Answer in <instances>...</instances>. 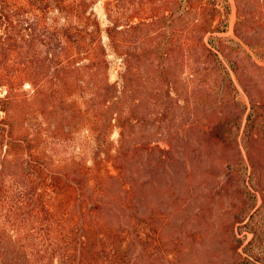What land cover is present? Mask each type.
Returning <instances> with one entry per match:
<instances>
[{
  "label": "trees",
  "instance_id": "16d2710c",
  "mask_svg": "<svg viewBox=\"0 0 264 264\" xmlns=\"http://www.w3.org/2000/svg\"><path fill=\"white\" fill-rule=\"evenodd\" d=\"M92 1L0 0V264H264V0H233L228 37L230 0L107 3L118 82ZM173 59L204 61L234 102L244 90L238 167L208 166L225 159L221 120L202 157L184 150ZM83 129L92 166L57 154Z\"/></svg>",
  "mask_w": 264,
  "mask_h": 264
},
{
  "label": "rangeland",
  "instance_id": "374dc122",
  "mask_svg": "<svg viewBox=\"0 0 264 264\" xmlns=\"http://www.w3.org/2000/svg\"><path fill=\"white\" fill-rule=\"evenodd\" d=\"M115 1L117 0L92 1V11L98 17L103 29V41L107 48L109 54L108 59L111 64L110 78L112 82H118L120 79V72L123 71L122 61L114 54L106 33V28L109 26V22L105 12V6L109 2ZM216 1L219 4L222 2V0ZM168 2L169 0L147 1L149 13H151L153 11L152 8L154 9L155 7L163 6L164 10ZM176 2L177 0L174 1L173 6L176 5ZM230 2L232 4V15L230 17L231 28L227 34L219 36L228 37L233 35L234 23L236 21L237 14L234 1L230 0ZM134 3H139V0H134ZM199 6L200 4L196 5L194 13L197 12L198 14ZM218 17L225 19L226 16L222 15ZM196 18H198V16L196 17L195 15L194 19ZM232 57H236V55H232ZM194 60L189 59L187 64L180 62L179 59H173L171 61L174 71L177 72L182 79L183 95L181 97V104L186 108L180 114L181 119H179V127L182 133L181 135L186 137L185 140H183L184 150H192L196 156L200 155L202 157V153L211 149L202 142L203 131L206 130L210 132L212 125L215 124L216 121L221 120L224 124L222 127V132L224 133V143L214 147L213 150L218 153L217 156H224L225 159L219 160L218 162H216V160L210 161L208 166H214L217 170L225 168L227 164H232L233 166L238 167L240 163L238 144H241L243 129L247 122L243 106H250L249 99L244 90L238 84L240 94L234 102V93L232 92V89L228 87L227 84V86L223 88L222 81L214 73L206 72V65L204 64V61L200 59ZM22 91L32 94V90L28 84L24 86ZM256 92H258V94H264V86L259 87L255 93ZM4 95L5 94L2 93V96ZM218 102L221 104L220 106L217 105ZM240 126H242V129H240ZM189 131H191V136H189ZM87 136L88 134L84 129L74 133L71 139H69L64 146L57 149L58 157L76 158L78 160L87 161L91 166L94 165V160L96 158L94 154L96 145L94 140L92 138L89 140ZM257 138L258 141L255 143L252 155L258 166H260V168L264 171V122L258 127ZM111 139L116 142L118 139L117 130H115ZM166 147L167 145L163 143V148ZM242 152L246 159L245 152L243 150ZM102 158H104V156H102ZM197 160L198 159H196V161ZM198 166H203V164L199 165L198 162ZM102 167L116 174V171L111 164L102 162ZM220 172H222V170ZM234 198L235 197L232 195L224 198L221 207L223 206L225 208L232 202H235ZM242 236H245L246 242L250 241L253 237L252 234L248 232L243 233Z\"/></svg>",
  "mask_w": 264,
  "mask_h": 264
}]
</instances>
